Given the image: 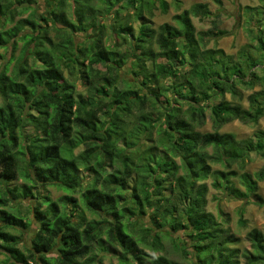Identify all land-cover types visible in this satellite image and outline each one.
Wrapping results in <instances>:
<instances>
[{"label":"trees","instance_id":"trees-1","mask_svg":"<svg viewBox=\"0 0 264 264\" xmlns=\"http://www.w3.org/2000/svg\"><path fill=\"white\" fill-rule=\"evenodd\" d=\"M210 1L222 6L220 0ZM53 2L48 14L23 18L37 0H0V50L12 54L0 69L3 264H104L93 247L103 237L118 264H180L164 255L162 237L190 256L191 264H264V233L250 230L249 249L239 248V238L206 210L205 183L212 177V187H225L229 198L249 200L264 180V167L255 176L232 168L242 169L250 151L264 154V130L254 134L256 143L218 132L233 121L255 124L264 119V75L254 71H264V0L243 8L247 18L259 16L250 28L257 57L250 45L235 57L208 48L212 37L197 32L191 20L218 18L207 3L181 9L179 0H97L94 8L92 0ZM170 8L175 11L171 23L154 29L149 22L154 13L166 14ZM112 13L110 39L134 41L129 55L116 44L104 45L108 25L99 14ZM134 21H140L135 37ZM95 27L97 36L86 45L75 42L77 34ZM16 51L18 62L8 74ZM126 64L141 78L140 92L133 89L135 83L120 80ZM66 71L85 81V97H75ZM119 81L123 84L116 87ZM256 84L262 88L244 98L240 87ZM244 99L247 108L242 107ZM208 109L213 131L200 133ZM26 126L32 134L24 132ZM78 146L82 151L75 155ZM80 170L91 178L79 191ZM235 177L243 192L230 181ZM18 179L23 183L9 187ZM47 188L62 196L52 200ZM27 199L34 205L24 204ZM86 211L95 218H87ZM33 221L35 231L24 240ZM245 224L240 218V225Z\"/></svg>","mask_w":264,"mask_h":264},{"label":"rangeland","instance_id":"rangeland-1","mask_svg":"<svg viewBox=\"0 0 264 264\" xmlns=\"http://www.w3.org/2000/svg\"><path fill=\"white\" fill-rule=\"evenodd\" d=\"M168 3H170L172 0H166ZM181 4V9H188L191 5L196 3H207L209 5V9L212 13L218 14V18L215 17H191L193 26L195 27L197 32H205L209 34L210 37H212V40L208 44V48L212 49H219L223 51L227 56L235 57L237 53L242 49V51L247 50V45H250L252 48V55L257 57V53L255 52V48L257 47V43L253 42L251 37L250 28L254 25V22L259 19V16L257 14L250 15L251 18H247L248 15L244 13L243 8L244 7H255L258 5L257 0H220L221 1V7H218L216 4L212 3L210 0H179ZM97 0H92L91 4L94 8L96 5ZM53 0H37V3L34 4V9L30 10L27 14L22 15V17H26L27 15L34 13L37 15L40 14H48L49 7L53 5ZM220 8V9H219ZM175 14V11L173 8H170L166 14L160 13V11H157L154 13V17L149 21L150 24L154 29H156L159 25L163 23H171V17ZM101 16L100 22L103 23L104 26L108 25V28L105 29V42L104 45L108 47H112L114 44H116L120 50V52L125 53L126 55H129L131 52V49L129 47V42L134 45V41H128L125 42L123 40L121 41H113L110 39V37H113L110 33L109 25L112 24V15H104L99 14ZM124 13L120 15V17H123ZM148 22V23H149ZM213 22L216 23V27L213 28L212 24ZM121 23V22H120ZM140 21H134L133 22V37L137 35V30L139 27ZM262 24V23H261ZM260 25V24H259ZM264 26V24H262ZM96 27L91 28L86 34L84 35H78L75 36V42L76 43H84L83 45H86L89 41L92 40L93 37L97 36L96 34ZM229 32L231 33L229 36L226 37H218L215 38V35H213L216 32ZM52 33V32H51ZM53 34H51L52 36ZM111 35V36H110ZM53 38V37H52ZM63 39V37H61ZM61 41V40H60ZM65 41V39H63ZM22 46V43H18L19 50ZM245 46V47H244ZM154 49L156 47L154 46ZM18 51H16L13 55L14 61L8 65V74L11 72L15 64L18 62ZM12 54L9 53L7 50H0V69L4 70V68L7 66ZM129 60V59H128ZM131 61V59L129 60ZM28 64H32L31 59L28 61ZM148 70L150 71V65ZM104 71V69H102ZM255 73L262 77L264 75V71L260 67L254 68ZM64 76L67 79V81L72 82L75 86V97H85L86 94V86L85 81L81 79V77L78 75V73H75L73 76H69L67 71L64 72ZM119 77L120 80H125L129 83H135L133 89L140 92L143 90L141 85V78H135L133 76V71L130 67V64L124 65V67L119 71ZM96 84V83H95ZM123 83L122 81L117 82L116 87L121 86ZM260 88V85H255L252 89H244L240 87V91L243 93L244 98L247 97L249 94L258 91ZM226 99L229 100V95H226ZM217 101H214V104H216ZM242 107L247 108V102L244 99L242 102ZM185 109V107H184ZM209 109L206 111L207 120L203 127L198 129L200 133H210L213 131V126L211 121L208 118ZM134 122L131 121L127 125V129H130L132 124ZM24 132L26 134H32L33 130L31 127L26 126L24 127ZM264 130V119H260L257 123H241L239 121H233L231 123H228L224 126H222L219 129L220 134L230 133L234 135L236 140H247V139H253V143H256V138L254 137V134ZM156 137V135H154ZM141 143V142H140ZM146 143L143 141V146H145ZM82 147L78 146L74 148V154H78ZM208 154H212L211 148H206ZM177 163H179V159H175ZM264 167V154H258L257 152L250 151L248 154V158L246 162L244 163L243 168L241 169L239 165H233V170L237 172L238 174L248 173L251 176H255V174ZM111 167L108 168L110 170ZM212 169L223 171L224 167L220 165H213ZM80 176L82 177V183L79 187L82 189L91 178L90 174H87L85 171L80 170ZM213 178L210 177L206 180V187H207V194H206V210L213 214L215 219L222 224V226L226 229H228L235 237L239 238L240 243L238 244V247L241 249H249L250 245L246 241V234L252 230L257 229L264 233V180L259 181L257 184V190L255 193L250 194L249 200L248 199H233L229 198V196L224 192L225 187L222 189H216L212 187ZM235 187L239 188L242 192L244 191V188L240 186V183L238 181V178H232L230 180ZM222 182V181H221ZM23 180L18 179L12 183L9 184V187H13L14 185L22 184ZM133 179L128 181L127 187L128 191H130L131 187L133 186ZM224 185L225 182H222ZM38 192L45 195L47 194V191H42L40 187L35 188ZM48 194L50 195L52 200H56L59 197L62 196V192L55 189V188H47ZM130 192H128L129 195ZM169 192H165L164 195H168ZM75 198L78 201V206L80 207L81 202L79 201V195H75ZM20 201L16 200L13 201V203L16 205ZM24 204H30V199H27L24 201ZM34 205V204H33ZM8 211L15 214L16 210L12 207L6 208ZM222 211L221 215H218L219 211ZM87 218H95L94 216L90 215L86 211ZM147 217V216H146ZM32 220H34L33 216H30ZM240 218L245 221V226L240 225ZM147 220V219H146ZM36 228V224L33 221L32 224L29 225L28 233H26V237H24V240H29L31 235L34 233ZM12 232V231H11ZM16 235L15 232H12ZM181 236V235H179ZM172 237L176 240L177 235H172ZM162 244L164 246V255L172 261L178 262L180 264H191V257H184L181 254L180 248H175L172 245V240L166 237H162ZM179 246V244H178ZM94 251L98 254H101L103 257V263L104 264H118L117 262V256L116 252L113 249L112 246L107 244L105 241V238H102L101 243H96L93 245ZM191 251V249H189ZM151 253V252H150ZM153 256L156 254L151 253ZM3 257L0 256V264H3Z\"/></svg>","mask_w":264,"mask_h":264}]
</instances>
